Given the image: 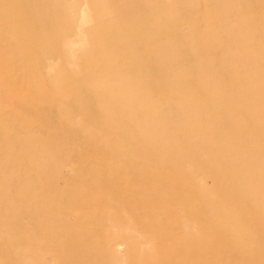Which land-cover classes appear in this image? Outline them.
<instances>
[{
	"label": "rangeland",
	"instance_id": "1",
	"mask_svg": "<svg viewBox=\"0 0 264 264\" xmlns=\"http://www.w3.org/2000/svg\"><path fill=\"white\" fill-rule=\"evenodd\" d=\"M153 34L150 96L0 54V264H264V0H150Z\"/></svg>",
	"mask_w": 264,
	"mask_h": 264
},
{
	"label": "crops",
	"instance_id": "2",
	"mask_svg": "<svg viewBox=\"0 0 264 264\" xmlns=\"http://www.w3.org/2000/svg\"><path fill=\"white\" fill-rule=\"evenodd\" d=\"M154 36L159 39V34L150 36V0H0V54L18 58L22 76L38 88V96L44 92L48 71L56 70L52 79L60 68L72 83L81 71L85 93L94 92L90 87L97 79L114 85L120 76L125 84L123 78L132 75L146 79L143 86L150 96ZM108 88L101 85L95 92Z\"/></svg>",
	"mask_w": 264,
	"mask_h": 264
},
{
	"label": "bare ground",
	"instance_id": "3",
	"mask_svg": "<svg viewBox=\"0 0 264 264\" xmlns=\"http://www.w3.org/2000/svg\"><path fill=\"white\" fill-rule=\"evenodd\" d=\"M107 2H108V1H106V4H107ZM109 3H110V2H109ZM95 4H96V3H95ZM98 6H99V5H98ZM107 7H108V5H107ZM97 8H98V7H97ZM98 9H99V8H98ZM92 11H93V10H92ZM95 11H96V8H95ZM107 11H108V10H107ZM109 11H110V10H109ZM109 11H108V12H109ZM110 12H111V11H110ZM95 13H96V12H95ZM100 13H101V11H100ZM102 13H103V12H102ZM104 13H105V12H104ZM104 13H103V14H104ZM108 14H111V13H108ZM95 16H96V15H95ZM103 17H104V16H103ZM112 18H113V17H112ZM20 19H21V18H20ZM107 20H108V19H107ZM75 23H76V22H75ZM84 32H85V31H84ZM82 33H83V32H82ZM78 34H79V33H78ZM85 34H86V33H85ZM88 34H89V33H87V35H88ZM82 35H84V33L81 34V38H82ZM75 36H77V35H74V37H75ZM78 37H79V36H78ZM79 38H80V37H79ZM77 39H78V38H77ZM67 42H68V41H67ZM67 44H68V43H67ZM176 63H177V62H176Z\"/></svg>",
	"mask_w": 264,
	"mask_h": 264
}]
</instances>
